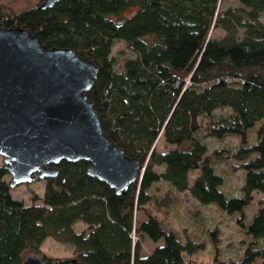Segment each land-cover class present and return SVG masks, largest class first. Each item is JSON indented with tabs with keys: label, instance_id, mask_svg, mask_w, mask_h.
<instances>
[{
	"label": "trees",
	"instance_id": "1",
	"mask_svg": "<svg viewBox=\"0 0 264 264\" xmlns=\"http://www.w3.org/2000/svg\"><path fill=\"white\" fill-rule=\"evenodd\" d=\"M42 1L0 0L1 24L17 23L49 47L93 59L99 69L88 98L105 133L145 168L117 194L87 173V161L62 159L58 173L44 179L43 194L34 192L26 203L14 196L0 164V264H20L47 236L73 246L74 264H196L186 253L202 242L181 241L147 209L156 202L149 188L160 179L233 216L244 236L242 253L222 258L212 228L214 263L264 264V0L223 6L221 0H57L40 8ZM215 27L225 35L213 37ZM116 39L134 53L121 69L111 55ZM256 122V140L248 142ZM203 135L237 142L210 148ZM230 160L238 162L232 170L245 171L238 196L227 195L216 167ZM254 191L263 195L247 220ZM142 211L146 218L137 221ZM78 220L84 225L75 230ZM143 235L162 241L142 253Z\"/></svg>",
	"mask_w": 264,
	"mask_h": 264
},
{
	"label": "water",
	"instance_id": "2",
	"mask_svg": "<svg viewBox=\"0 0 264 264\" xmlns=\"http://www.w3.org/2000/svg\"><path fill=\"white\" fill-rule=\"evenodd\" d=\"M98 69L74 48L49 47L17 23L3 26L0 16V155L11 187L55 176L62 159L87 161V173L117 194L141 177L145 163L112 141L88 98ZM74 262L30 253L20 264Z\"/></svg>",
	"mask_w": 264,
	"mask_h": 264
},
{
	"label": "rangeland",
	"instance_id": "3",
	"mask_svg": "<svg viewBox=\"0 0 264 264\" xmlns=\"http://www.w3.org/2000/svg\"><path fill=\"white\" fill-rule=\"evenodd\" d=\"M35 0H17V4L31 5ZM238 4L237 0H221V5ZM133 8L126 9L123 14H131ZM260 18L264 21V10L260 14ZM225 35V31L220 27H215L212 30V36L221 38ZM111 55L115 59V67L121 69L124 58L134 55L132 50L126 46L121 39H116L112 46ZM259 122L247 131V141L253 142L257 137V130ZM204 141L210 148L219 147L222 145L232 146L237 142L234 136H227L224 139H216L212 136L203 135ZM159 150L164 149L163 143L157 144ZM236 160H230L223 163L216 164V167L224 174V187L228 196L241 195V186L244 181L245 171L240 168L231 169V164H237ZM0 164H4L3 157L0 155ZM157 171L164 169L163 165L155 166ZM10 180V175L8 176ZM45 189L44 179H35L32 182H25L17 184L12 187L14 196L19 197L24 202L31 200V195L36 192L43 194ZM149 192L156 198L147 204V209L155 213L162 221V224L167 229H173L177 232L178 238L185 242L187 239L202 242V246L191 254H187L189 258L196 262V264H216L212 261L214 256V245L208 230L218 228L217 236L219 239L218 245L220 249V256L222 258L236 259L243 250L244 236L235 224L233 216L226 215L215 203L201 204L190 193L186 191H177L174 187L165 180H157L149 188ZM164 195V196H163ZM263 195L262 192L254 191L253 200L246 206V219L250 220L254 210L256 209L258 199ZM161 196L162 199H161ZM162 201V203H160ZM40 203L41 200H37ZM146 218L145 212H136L135 219ZM84 223L78 220L74 224V229L79 230ZM135 238V237H134ZM161 239L157 242L152 241L147 235L142 237V253H147L153 247L161 243ZM27 251L25 254H29ZM32 253L37 254L42 259H64L74 256L73 246L67 242H60L52 236H47L41 243L39 250Z\"/></svg>",
	"mask_w": 264,
	"mask_h": 264
}]
</instances>
